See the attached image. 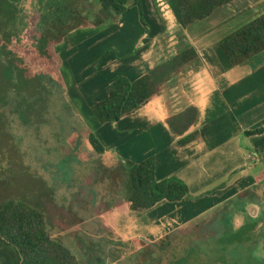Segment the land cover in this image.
I'll return each instance as SVG.
<instances>
[{"label":"crops","instance_id":"obj_1","mask_svg":"<svg viewBox=\"0 0 264 264\" xmlns=\"http://www.w3.org/2000/svg\"><path fill=\"white\" fill-rule=\"evenodd\" d=\"M140 1L148 33L138 7L130 6L97 27L72 18L70 32L52 47L64 97L78 118L68 131L78 134L79 148L66 158L60 148L51 156L45 151V169L57 189L52 193L47 185L51 193L42 200L48 212L53 203L67 205L78 218L59 226L50 215L49 228L78 250L87 241L97 242V251L111 244L107 252L133 243L114 262L104 257L105 264H130L140 241L154 243L173 233L178 234L176 258L165 264H264V133L246 135L264 127V53L234 66L219 46L223 37L264 13V0H235L186 29L175 21L168 0ZM84 3L88 15L98 13L102 0ZM190 47L199 57L152 101L114 124L95 116L92 106L107 98L113 82L138 80ZM189 107L196 119L178 134L168 120ZM150 157L157 181L175 177L189 194L134 212L118 167Z\"/></svg>","mask_w":264,"mask_h":264},{"label":"trees","instance_id":"obj_2","mask_svg":"<svg viewBox=\"0 0 264 264\" xmlns=\"http://www.w3.org/2000/svg\"><path fill=\"white\" fill-rule=\"evenodd\" d=\"M84 1L86 0H49L46 3L48 11L42 18L40 34L37 37L38 55L43 61L53 60L59 64L57 56L52 52V47L58 44L71 29L68 21L72 18L79 19L83 24L97 27L107 21L115 20L118 14L125 12L130 6H137L141 23L146 33L149 31L140 0H102L98 13L88 15H83ZM234 1L168 0V4L179 26L186 29L197 21L211 17L217 9ZM16 17L17 11L13 0H0V41L10 40L8 38L15 35ZM61 23L63 27H59ZM219 46L234 66L242 65L264 53V13L223 37L219 41ZM198 57L197 50L190 47L174 55L166 63L152 69L149 74L138 80L131 82L127 78H119L108 87L107 98L92 106L95 116L103 124H114L133 114L156 98L161 87L171 77ZM8 65L10 73L8 77L5 75L6 70L0 67V130L6 120L5 116H2L4 114L2 110L13 106L11 104L14 102L17 115L20 111L29 113L22 120L25 126L28 125V129H32V123L40 120L43 115L40 109L43 106L49 105L51 109L63 107L64 85L58 75L50 73L43 75L51 86L46 89L45 85L22 67V59L14 56L8 60ZM34 82L36 84H33ZM19 86L23 87V91L19 92L21 99L14 101L13 97L8 98L7 92ZM195 119L196 110L189 107L183 113L169 118L168 123L172 130L183 134ZM263 133L264 127L247 131L246 135L254 136ZM1 135L0 131V137ZM188 141L189 139L186 138L181 143L185 144ZM0 142L2 144V139ZM3 151L0 146L2 158L5 156ZM10 166L8 169L11 168ZM155 167L153 157L140 163L127 162L120 168L118 167L119 172L125 175L126 202L131 211L142 213L152 209L161 201L177 202L188 197L189 189L181 180L173 177L157 181ZM14 174H16L14 171H10L9 176L6 175L8 180H2L0 173V264H83L67 246L55 238L54 226L52 231L49 228L50 215L42 200L45 195L39 196L36 201L21 198L23 194H16L15 188L20 186L21 182L24 183L27 176H18L19 178H14L13 182L9 181L15 177ZM31 184L26 182V193L38 190L36 185L31 187ZM187 238L189 239L187 244L193 247L194 240H191L190 235ZM177 239L178 234L173 233L154 243L140 241L138 250L130 255L129 263L165 264L176 258ZM132 244V242L122 244V249L117 252L114 251L115 249L109 250L110 253L106 255L109 257L108 260L116 261L117 257H121V250L125 249L127 252L128 248H133ZM97 260L99 264H105L102 257Z\"/></svg>","mask_w":264,"mask_h":264},{"label":"rangeland","instance_id":"obj_3","mask_svg":"<svg viewBox=\"0 0 264 264\" xmlns=\"http://www.w3.org/2000/svg\"><path fill=\"white\" fill-rule=\"evenodd\" d=\"M48 1L49 0H13L17 11L15 20L16 33L11 38H8L10 40L2 39L0 41V67L6 70V77L10 75L8 60L15 56L22 59V67L26 68L36 80H39L45 85L46 89L51 86L43 75L50 73L56 76L60 69V63L57 64L53 62V60L47 62L43 61V59L39 57L37 51V37H39L40 34L39 31L42 25V18L48 11L46 6ZM59 27H63V23H61ZM64 29H66V27ZM69 32L70 30L68 33ZM33 84H36V82ZM15 89L16 88L10 89L11 92H7L6 95L8 98L13 97L14 101H19L21 99L19 92L23 87L19 86L16 90ZM64 95L65 91L63 92L64 103L61 109H57L58 107L51 109L49 105L43 106L40 109L43 115L40 120L32 123V129H28V125L25 126L22 121L29 113L27 114L20 111L19 115H17V112H15V102L11 104L13 106L5 107L2 110L4 113L2 116H5L6 120L4 121V126L0 130L2 132L0 137V139H2V144L0 142V146L1 149L4 150L3 153H5L3 158L0 156L1 179L8 180L6 175L9 176L10 171L16 173L13 175L15 177L9 179L11 182H13L14 178L18 179V176H27L25 177V182H21V185L15 188L16 194H23L21 198L25 197L30 201H36L39 196H44L46 193H53V190L57 189L56 185L53 187L51 184L49 175L45 169L46 164L44 165L43 158L46 157V161L48 160L45 151L49 152L51 156L53 153L57 152L55 148L57 143H59L57 148H60L64 152L65 158L77 154L78 149L76 148H79V146L76 143V138L78 134L74 133L71 135L68 129L77 126L78 118L71 113V108ZM48 102L49 100L47 99V104ZM54 128L58 131H55ZM61 133L63 135H61ZM63 145L67 147L66 151ZM11 164L12 166H10ZM42 164L44 168L41 167ZM9 166L11 168L8 169ZM26 182L29 184L32 183L30 185L31 187L36 185L38 190H31L29 193H26ZM82 182L86 183V185L91 184L90 179L87 180L84 178ZM47 185L51 188V192L46 191ZM63 189L65 190V187ZM12 190L14 191L13 188ZM68 200L69 195H67V201ZM48 215L54 217L56 225L59 226H68L70 223L73 224L78 218V213L74 209H71L67 205L57 207L54 203ZM71 238H73V236ZM66 243L68 244V248H71L70 250L83 264H97V259L102 256L104 260V257H106L108 253L107 250L112 246L111 244L104 245L103 248L100 247L102 249L101 251H97V242L87 241L81 243L78 250V247L72 246V243ZM106 261L107 259L105 262Z\"/></svg>","mask_w":264,"mask_h":264},{"label":"water","instance_id":"obj_4","mask_svg":"<svg viewBox=\"0 0 264 264\" xmlns=\"http://www.w3.org/2000/svg\"><path fill=\"white\" fill-rule=\"evenodd\" d=\"M168 6H169V4H168ZM169 8H170V6H169ZM171 9V8H170ZM172 11V10H171ZM172 13H173V11H172ZM173 17L175 18V21L177 22V24L179 25V23H178V21H177V19H176V17H175V15H174V13H173Z\"/></svg>","mask_w":264,"mask_h":264}]
</instances>
